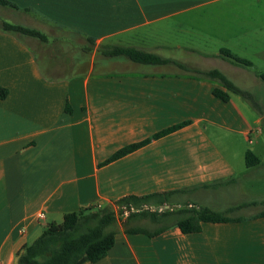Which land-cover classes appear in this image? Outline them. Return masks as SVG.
Segmentation results:
<instances>
[{
	"label": "crops",
	"instance_id": "1",
	"mask_svg": "<svg viewBox=\"0 0 264 264\" xmlns=\"http://www.w3.org/2000/svg\"><path fill=\"white\" fill-rule=\"evenodd\" d=\"M8 1L19 9L7 19L47 40L0 30L7 91L0 98V264H16L23 246L64 214L98 204L116 213L114 242L103 258L82 264H264V216H256L263 206L252 203L261 199L229 202L262 207L233 216L239 220L201 221L189 233L176 225L159 230L146 216L118 219L115 205L126 195L197 186L169 203L198 208L210 189L201 184L264 178V0ZM111 46L217 69L251 100L215 79L169 70L172 63L103 55ZM221 48L251 65L219 57ZM213 88L227 91L228 101ZM246 152L259 162L247 166ZM190 195L198 196L184 200ZM138 227L151 234L128 231Z\"/></svg>",
	"mask_w": 264,
	"mask_h": 264
},
{
	"label": "trees",
	"instance_id": "2",
	"mask_svg": "<svg viewBox=\"0 0 264 264\" xmlns=\"http://www.w3.org/2000/svg\"><path fill=\"white\" fill-rule=\"evenodd\" d=\"M0 6L12 10L19 9L14 3L8 0H0ZM23 11L27 12V9H23ZM0 30L17 38L31 37L41 42L47 40L46 35L41 31L17 22L0 19ZM88 40L90 44H93L90 38ZM102 53L107 57H125L130 61L141 64L163 65L172 63L178 68L184 69L186 72L191 73L198 78L215 79L220 82L227 89V91L251 100V96L248 91L235 86L217 69L203 70L199 68H187L179 62L162 58L155 53L147 52L135 47L111 46L103 50ZM218 56L243 67L251 65L249 60L241 58L225 48H221L219 50ZM260 76L264 79V74H261ZM227 91H222L217 88L212 89L213 95L222 101H228L229 93ZM6 93V89L0 87V98H4ZM180 126L181 125H177L166 131H162L156 134V136L162 135L165 132L174 130ZM147 141L148 140L129 144L120 148L110 158H108L107 162L135 150ZM245 161L247 166H253L259 162L258 158L252 152L245 153ZM200 186L215 188L219 186V183L218 181H213L201 184ZM196 187L197 186H192L174 191L152 193L141 196L126 195L116 200L115 205L117 206L118 213L127 211L128 217L135 215L146 216L152 222L161 224L159 226V230H163L169 225H176L183 233L199 231L201 221L225 222L239 220L238 217L218 213L207 207L190 208L187 206L188 203H183L184 207L178 208L177 210H167L163 212L150 211L147 210V208H144L148 206L168 204L172 197L189 194ZM252 203H259L263 206V209L259 211L256 216H264V198L258 202L253 201ZM239 207H241V205L234 206L230 208V210L238 209ZM116 222L117 216L111 206L101 208L88 206L77 212L66 213L63 215L60 223L49 224L36 238L25 244L21 251L16 254L15 263L82 264L86 261H98L106 255L107 251L113 245ZM128 231L151 234V232H148L141 227ZM154 233H158V231H155Z\"/></svg>",
	"mask_w": 264,
	"mask_h": 264
},
{
	"label": "rangeland",
	"instance_id": "3",
	"mask_svg": "<svg viewBox=\"0 0 264 264\" xmlns=\"http://www.w3.org/2000/svg\"><path fill=\"white\" fill-rule=\"evenodd\" d=\"M7 18H10V11L9 9H4V7H0V19L9 21ZM13 22H18L16 20H13ZM136 70L141 71H149L151 68L148 67V65H135ZM135 70V69H134ZM156 70V69H155ZM157 70H163V68H159ZM169 70L176 71V72H185L186 70L180 69V68H171ZM264 187V178L259 180H241L237 185H229V186H218L215 188H210L208 194L204 196H200L203 198L201 206L199 207H207L211 209L212 211L223 213L229 216H246L251 213H257L262 206H256V207H245V205H241L238 209L230 210L229 208V202L232 201H243L245 199H262L264 198V194H260L257 191L262 190ZM255 193V194H254ZM198 196V195H197ZM197 196H189L184 197L191 201L192 199L196 200ZM188 206V205H187ZM238 206V205H236ZM184 207L183 203L180 205H176L173 203H168L165 205L160 206H148L144 207L145 209L150 211H167V210H177L178 208ZM188 207H193V205H189ZM234 207V206H233ZM229 208V209H228ZM232 208V207H231ZM141 211V210H139ZM121 215V216H120ZM119 218H126L127 212H123L118 214ZM141 216V215H140Z\"/></svg>",
	"mask_w": 264,
	"mask_h": 264
},
{
	"label": "built area",
	"instance_id": "4",
	"mask_svg": "<svg viewBox=\"0 0 264 264\" xmlns=\"http://www.w3.org/2000/svg\"><path fill=\"white\" fill-rule=\"evenodd\" d=\"M96 207H97V208H100V205L98 204V205H96ZM123 212H127V211H123ZM123 212H122V213H123ZM37 217H38V218H43V213H42V212H39V213L37 214Z\"/></svg>",
	"mask_w": 264,
	"mask_h": 264
}]
</instances>
